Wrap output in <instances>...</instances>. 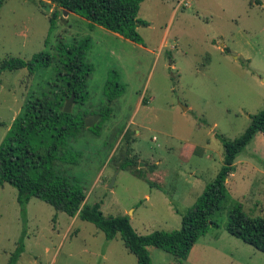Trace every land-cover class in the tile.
I'll list each match as a JSON object with an SVG mask.
<instances>
[{"label": "rangeland", "instance_id": "1", "mask_svg": "<svg viewBox=\"0 0 264 264\" xmlns=\"http://www.w3.org/2000/svg\"><path fill=\"white\" fill-rule=\"evenodd\" d=\"M179 1L140 5L139 44L90 28L73 13L58 10L51 25L56 9L46 1L6 0L0 8V62H29L39 52L53 57L50 67L33 74L26 68L0 73V145L25 104L51 92L59 45L82 48L88 41L83 48L92 70L83 110L107 105L108 81L122 90L110 115L71 144L81 158L68 174L86 190V204L101 203L106 217H127L139 235L181 228L182 215L223 165L222 139L242 135L264 107V0H181L177 7ZM127 158L139 165L118 170ZM236 204L264 218L261 133L235 159L213 217L218 227L199 238L186 259L148 247L151 264H264V253L225 229ZM25 211L23 217L16 189L0 186V264H9L21 237L24 251L15 264H137L120 234L107 240L92 223L36 198Z\"/></svg>", "mask_w": 264, "mask_h": 264}, {"label": "trees", "instance_id": "2", "mask_svg": "<svg viewBox=\"0 0 264 264\" xmlns=\"http://www.w3.org/2000/svg\"><path fill=\"white\" fill-rule=\"evenodd\" d=\"M5 1L0 0V8ZM39 1L55 6L56 10L49 20L51 25L59 10L61 13L80 15L90 28L102 27L133 43H140L137 27L144 23L137 17L140 5L145 0ZM87 45L88 41L81 43L82 48L59 45L60 66L55 81L50 85L51 92L25 104L0 145V186L7 183L16 189L17 203L23 217L29 200L36 198L71 218L92 223L107 240L120 234L124 247L134 255L137 264H151L148 247L166 249L175 258L186 259L199 238L211 227H218L213 217L221 209L235 159L258 133L264 135V107L251 117L242 135L233 141L222 139L223 165L215 180L207 185L195 204L182 215L181 228L173 232L155 231L139 235L127 217H106L100 210L101 203L86 204V190L68 174L69 167L78 166L81 158L79 153L72 151L71 144L77 142L86 131L94 129L85 127V119L95 115L100 116L99 120L107 118L111 113V103L122 90L118 83L108 81L104 89L107 105L98 112L83 110L89 99L85 85L92 70L85 61L84 48ZM52 61L53 57L44 52L35 54L29 62L20 58H6L0 62V73L26 68L33 74L36 67H50ZM72 94L75 95L74 108L71 113H65L63 106ZM128 134L127 129L122 138L127 139ZM138 165V162L127 158L117 169L132 172ZM141 174L132 173L142 178ZM225 229L231 236L264 253V218L248 216L242 206L236 204L229 211ZM18 243L9 264H15L24 251L23 237Z\"/></svg>", "mask_w": 264, "mask_h": 264}, {"label": "water", "instance_id": "3", "mask_svg": "<svg viewBox=\"0 0 264 264\" xmlns=\"http://www.w3.org/2000/svg\"><path fill=\"white\" fill-rule=\"evenodd\" d=\"M64 14L67 15L66 12ZM74 99H75V95L72 94L69 97V99L66 100V102H65V104L63 106V112H65V113H71ZM184 109H186V108H184ZM99 119H100V116L99 115H95V116H92V117H89V118L85 119V121H84L85 127L86 128H92V127H94V125L96 124V122ZM113 181H114V179H113ZM111 184H110L109 187H111Z\"/></svg>", "mask_w": 264, "mask_h": 264}, {"label": "crops", "instance_id": "4", "mask_svg": "<svg viewBox=\"0 0 264 264\" xmlns=\"http://www.w3.org/2000/svg\"><path fill=\"white\" fill-rule=\"evenodd\" d=\"M180 2H181V0L178 2V5H177V7L179 6V4H180ZM96 27H98V26H96ZM99 29H102V27H99ZM114 36H116V37H119V38H122L121 36H119V35H117V34H114V33H112ZM126 40V39H125ZM127 41H129V40H127ZM130 43H132L131 41H129ZM132 44H134V43H132ZM192 150H193V153H197V151L198 150H196V149H194L193 147H192ZM158 163H156V165H157ZM158 166V165H157Z\"/></svg>", "mask_w": 264, "mask_h": 264}, {"label": "built area", "instance_id": "5", "mask_svg": "<svg viewBox=\"0 0 264 264\" xmlns=\"http://www.w3.org/2000/svg\"><path fill=\"white\" fill-rule=\"evenodd\" d=\"M181 2H182V1H181ZM181 2H180V3H181Z\"/></svg>", "mask_w": 264, "mask_h": 264}]
</instances>
